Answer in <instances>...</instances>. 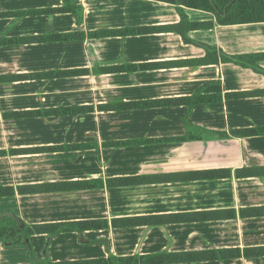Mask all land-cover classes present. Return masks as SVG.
<instances>
[{
    "label": "crops",
    "instance_id": "0c3cea01",
    "mask_svg": "<svg viewBox=\"0 0 264 264\" xmlns=\"http://www.w3.org/2000/svg\"><path fill=\"white\" fill-rule=\"evenodd\" d=\"M73 2L79 20L65 0H0V37L19 38L0 45V182L15 188L0 217L75 227L32 234L30 249L0 238V264H264V212L243 214L264 207V72L222 56L264 68V20L219 23L165 0ZM152 26L166 28L31 38ZM75 105L77 115H4ZM251 128L263 132L217 134ZM189 130L202 137L175 140ZM249 168L259 174H238ZM215 169L232 174L189 175Z\"/></svg>",
    "mask_w": 264,
    "mask_h": 264
},
{
    "label": "trees",
    "instance_id": "16d2710c",
    "mask_svg": "<svg viewBox=\"0 0 264 264\" xmlns=\"http://www.w3.org/2000/svg\"><path fill=\"white\" fill-rule=\"evenodd\" d=\"M170 1L177 4H185L187 6L197 7L201 9H206L212 11L219 23H237V22H246V21H260L264 20V0H165ZM61 10H67V12H73L76 14L77 20H79V9L80 6L73 2V0H65V6L60 8ZM185 23L187 28L194 27V24L189 23L188 20L183 15L182 24ZM184 24V25H185ZM212 22L208 23H197V26H212ZM166 28L161 26H152V27H130V28H121L115 30H98V31H90L85 32L81 30L70 31L64 35H43L40 37H31L32 39L36 38H45L48 40H53L54 38H61L66 40L67 42L82 40L85 39L87 36L92 37H100L106 36L107 34H135L136 32H154L160 29ZM168 28H171L170 26ZM27 40V39H26ZM186 41H193L189 39L185 35ZM19 38H7V37H0V45L3 44H12L17 43ZM200 43V42H197ZM207 47L209 51L213 50L214 48L203 44ZM215 50V49H214ZM223 59L230 62H236L243 66H253L257 70L263 71L264 68L258 66L251 62L249 57L244 55H234L222 52ZM84 69H67V76L71 75H78L82 72H85ZM59 72V71H58ZM4 77L0 76V79ZM237 93H230L229 95H236ZM218 99L221 98V95L217 97ZM83 108L75 105V106H67V107H58L53 109H40L34 111H15V112H6L4 115L5 117H31V116H44L47 117L49 115H56L61 116L64 114L69 115H77L81 112ZM189 127L191 125L187 124ZM211 132V131H209ZM263 130L261 128H251V129H233L230 132L220 131L219 135L221 136H229V135H251L261 133ZM201 135L192 134L189 130L187 135L184 137H177L175 140H182L188 138H201ZM162 140V139H157ZM147 142L146 139H139V140H130V141H120L117 142L119 145H138ZM74 147H78L79 144L73 145ZM18 150H12L11 152H17ZM7 154V150H0V155ZM248 174L254 175L259 174L256 169H244L242 171H238V174ZM232 174L231 169H215V170H208V171H199V172H192L189 175L193 178H203V177H215V176H230ZM144 181L143 178L140 177H122L115 179L117 184H130ZM81 182H73L68 184V188L75 189L81 188ZM21 191L25 190L24 187L19 188ZM15 193V188L12 186L5 187L0 182V196L1 195H12ZM264 212V207H254V208H247L243 209V214H259ZM235 210L229 211V216H235ZM75 227L70 223H41V224H29L24 220L18 218L14 213L12 214H3L0 217V238L6 241H10L14 245L19 244H26L29 246L30 249V242L29 238L32 234L35 233H59L62 231H67L74 229ZM264 254V252L260 253ZM111 262L114 263L115 257L110 258ZM102 260H91V261H74L72 264H99ZM104 262V261H103ZM137 263V261H134ZM31 264H61L59 262H35L33 261Z\"/></svg>",
    "mask_w": 264,
    "mask_h": 264
}]
</instances>
